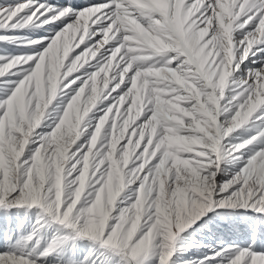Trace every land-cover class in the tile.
Returning a JSON list of instances; mask_svg holds the SVG:
<instances>
[{"label": "snow or ice", "instance_id": "1", "mask_svg": "<svg viewBox=\"0 0 264 264\" xmlns=\"http://www.w3.org/2000/svg\"><path fill=\"white\" fill-rule=\"evenodd\" d=\"M0 264H264V0H0Z\"/></svg>", "mask_w": 264, "mask_h": 264}]
</instances>
